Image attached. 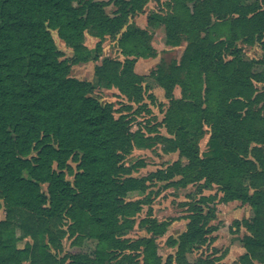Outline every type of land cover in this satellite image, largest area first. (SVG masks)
I'll return each instance as SVG.
<instances>
[{"label": "trees", "instance_id": "16d2710c", "mask_svg": "<svg viewBox=\"0 0 264 264\" xmlns=\"http://www.w3.org/2000/svg\"><path fill=\"white\" fill-rule=\"evenodd\" d=\"M154 1L161 8L148 17V28L163 26L167 45L187 43L178 64L157 70L169 102L164 152L178 159L136 178L132 170L143 162L128 167L122 159L134 148L144 149L147 137L131 132L127 116L115 117L111 104L93 96L90 82L70 73L87 61L85 35L99 41L97 52L102 40L117 38L124 60H103L94 71L97 85L117 89L127 111L142 103L144 77L134 65L137 57L154 58L156 52L152 34L128 21L149 0H0V264H113L123 255L127 264L220 261L187 258L215 241L213 211L202 208L210 197L190 207L177 239L166 240L173 255L163 259L157 243L169 221L147 216L138 223L145 235L123 236L148 204L129 194L144 192L149 180L176 188L203 181L218 187L222 203L251 207L238 261L264 264V92L257 89H264V0ZM110 3L116 8L111 16L105 12ZM52 32L72 58L63 57ZM237 42L257 44L260 58L241 59ZM204 125L210 130L209 153L200 156L197 139ZM66 236L75 247L94 242L93 255L58 257Z\"/></svg>", "mask_w": 264, "mask_h": 264}, {"label": "rangeland", "instance_id": "374dc122", "mask_svg": "<svg viewBox=\"0 0 264 264\" xmlns=\"http://www.w3.org/2000/svg\"><path fill=\"white\" fill-rule=\"evenodd\" d=\"M96 1L107 2L109 0ZM161 1L163 2L164 0ZM241 1L243 4L255 2V0ZM160 8L159 3H156L154 0H149L143 12L128 21V24L136 25L138 28L145 29L152 34L150 47L156 52L154 58L143 59L137 57L134 65V72L144 77L142 84L144 89L142 103L132 104L131 109L127 111L123 109L127 102L117 89H106L97 85V77L94 71L97 66L102 64L103 60H124L120 55L117 38L111 39L107 37L102 40L100 42L101 50L97 52L96 45L99 41L85 35L84 44L87 48V52L85 53L87 61L83 64L73 66L70 73V76L75 79L90 82L94 88L93 96L103 105L111 104L115 117L120 115L127 116L131 120V132L139 130L143 136L147 137L148 140L144 143V149L134 148L129 155L124 156L122 159V164L128 167L136 162H143V168L132 170L131 176L136 178H144L157 170H163L178 159L177 153L164 152V148L167 147L164 140L170 138L166 125L163 122L166 110L169 107V102L164 98V92L158 85L157 70L159 66H162L166 70L172 62L178 64L187 43L186 41H182L179 46L167 45L165 43L163 26H157L152 31L148 28V17ZM115 9L110 3L105 8V12L111 16ZM52 36L57 49L63 57L67 59L72 58V50L67 48L57 38L54 32H52ZM235 46L240 49V57L243 60H256L261 56V51L257 44L249 46L237 42ZM254 70L259 71L261 68L255 66ZM257 89L259 92H264L262 84H258ZM151 94L154 96L153 100L150 98ZM173 96L176 99L180 98V88L178 86L174 88ZM190 130L193 132L195 129L191 127ZM209 132V127L204 125L201 133L198 135L197 145L200 156L209 153ZM149 144L150 147L146 148ZM69 164L73 169L75 168L74 163L69 162ZM67 180L72 181V177L67 176ZM165 184L164 182L149 180L144 192L138 191L129 194L131 200H148V204L142 206L141 212L135 218L134 225L128 229L126 227L123 229V236L135 239L145 235L144 230L139 228L138 223L147 216H152L158 222L169 221L170 225L165 235L159 238L157 243L159 246V254L163 256V259L169 254L173 255L174 249L167 246L166 240L168 238L177 239L186 230L190 207L198 204V200L201 197H210L202 204V208L204 212L206 208L213 211L214 220L209 224L217 227V230L212 234L215 241L211 246H204L197 251L191 252L187 255V258L189 261H193L199 256H208V258L210 257L213 260L220 259V261L214 262L215 264H239L238 258L244 254L243 238L247 235L244 222L251 221L254 216L251 207L241 205L239 202L222 203V193L219 192L218 187L214 185L205 187L203 181L189 184L185 188L166 187ZM4 215V211L0 210V220L4 219ZM71 240L68 236L62 240V250L58 253V257L61 258L70 252L93 255L94 242L83 241L80 246L75 247L71 246ZM239 248H242L241 254L239 253ZM113 264H127L126 256L123 255L118 258Z\"/></svg>", "mask_w": 264, "mask_h": 264}, {"label": "crops", "instance_id": "0c3cea01", "mask_svg": "<svg viewBox=\"0 0 264 264\" xmlns=\"http://www.w3.org/2000/svg\"><path fill=\"white\" fill-rule=\"evenodd\" d=\"M242 252V248H239V253ZM241 254V253H240Z\"/></svg>", "mask_w": 264, "mask_h": 264}]
</instances>
